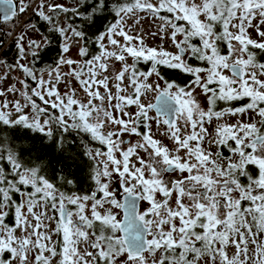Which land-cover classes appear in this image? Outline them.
<instances>
[{"label": "snow or ice", "instance_id": "snow-or-ice-1", "mask_svg": "<svg viewBox=\"0 0 264 264\" xmlns=\"http://www.w3.org/2000/svg\"><path fill=\"white\" fill-rule=\"evenodd\" d=\"M18 13L37 23L0 89V264H264V0H0Z\"/></svg>", "mask_w": 264, "mask_h": 264}, {"label": "rangeland", "instance_id": "rangeland-1", "mask_svg": "<svg viewBox=\"0 0 264 264\" xmlns=\"http://www.w3.org/2000/svg\"><path fill=\"white\" fill-rule=\"evenodd\" d=\"M61 2L69 3V0H61ZM19 18H20V15H18L16 18H12L11 19L12 23L10 24L11 27L9 26L11 32H12L13 29L17 30V32H16L17 35H19V33H20L19 29L21 28V24H22V21H23V19L19 20ZM60 18L62 19V17H60ZM158 25H159V21H157L156 23H153L151 19L145 20L143 22V27L139 28V31L141 32L142 35H144L145 43L148 46H150V47H163L164 49H166L168 51H174V46L172 45L170 39H163L162 40L159 35L155 36V37L150 35L151 32H155V31L158 30ZM28 31H29V35H31L33 39H40L41 38V36L39 35L38 32L37 33H33V32H31V30H28ZM13 35H15V33L10 34L9 39H11ZM12 42H13V40H12ZM72 57L73 58H78L77 57V53H76L75 50L72 51ZM129 62H131L130 59H129ZM30 66H32V64ZM117 66H119V65L117 64ZM67 70L68 69H67L66 66H64L62 68V71H67ZM5 74H7L6 78L0 80V89L7 88L11 84L16 83L17 77L18 76H22V74L18 73L15 69H11V68L7 67L4 63H0V76H4ZM73 86L76 87L77 89H79V85L75 81H73ZM17 87H19V84H17ZM59 88H60L61 92L64 91L63 83H61L59 85ZM197 91L199 92V90H197ZM78 95H82V90L78 92ZM16 98H19V97L17 96ZM3 99H4L3 97H0V100H3ZM8 99L9 100L13 99V96L11 94H9L8 95ZM197 99L200 101L201 106L206 109L207 108L206 98L202 94H200V95L197 96ZM145 102H147V101H145ZM129 110L134 111V108L129 109ZM239 118L240 117L225 116L223 118V120H226L227 122H235L236 119H239ZM244 119L247 120L248 117L245 116ZM212 124H214V119L210 123V125H212ZM162 128H163V126H162ZM213 131H214V129H212V136H214L213 135L214 134ZM153 134H154L155 138L162 140L165 144H168L171 147V141L167 140L164 136H161L160 135V131L156 129L155 125H153ZM125 139H128L127 135L125 136ZM131 139L133 140V142H135V139H137V138L132 137ZM203 146L205 147L206 150L214 151L212 149V146L208 144L207 139L205 140Z\"/></svg>", "mask_w": 264, "mask_h": 264}, {"label": "trees", "instance_id": "trees-1", "mask_svg": "<svg viewBox=\"0 0 264 264\" xmlns=\"http://www.w3.org/2000/svg\"><path fill=\"white\" fill-rule=\"evenodd\" d=\"M71 2H72V0H69V3H71ZM60 17H62V19ZM22 19H23V23L21 25V29L24 27V25L29 20H31L32 23H37V18L32 13L20 14L19 20H22ZM58 19L63 20V14H60ZM9 26L11 27V25H9ZM9 26H8V28H9ZM38 26L40 27V32H38L40 36L42 33H47L48 27H49L48 25H46V24H44V22L40 21ZM10 34H11V32H8L7 36L2 40L3 46L0 47V59L4 61L5 65L15 63V61L17 59V50L13 46V42H12L13 39L10 42L11 44L9 43L8 46L6 48H4L6 41L10 37ZM90 35H91V33H90ZM49 36H51L50 33H49ZM46 47L50 48L51 50L48 51L47 54H44L43 51H41V55L43 56V59H40V57L38 56L37 59L31 63L33 67H36L37 69H46L49 66L55 65V62L59 58V52H58L59 45L55 41H53L50 45H46ZM90 47H92L93 51H97V49H95L94 46H90ZM254 51H256L258 53L257 59H259L261 62H264V53H260L259 50H254ZM140 67H142L146 70L148 65L141 64ZM173 78L177 79V82L181 83V84L185 83L187 80V77L184 74H179V73H177L176 76ZM234 103H236V102H234ZM218 105H219V107H224V105H226V104H224L223 102H219Z\"/></svg>", "mask_w": 264, "mask_h": 264}, {"label": "flooded vegetation", "instance_id": "flooded-vegetation-1", "mask_svg": "<svg viewBox=\"0 0 264 264\" xmlns=\"http://www.w3.org/2000/svg\"><path fill=\"white\" fill-rule=\"evenodd\" d=\"M14 4L16 5L17 10H18L19 0H14ZM18 15H20V14L18 13ZM11 23H12V22H11V19L8 20V21H4L3 18L1 19V21H0V39L3 40V39L7 36L8 32H11V31H10V27L8 28V26H9ZM15 23H16V22H15ZM22 23H23V21H22ZM15 25H16V24H15ZM15 25H14V26H15ZM21 25H22V24H21ZM14 26H13V27H14ZM20 29H21V28H20ZM20 29H19V31H21ZM19 31H18V32H19ZM16 32H17V30H15V29L12 30L11 34L15 33V35H13L11 39H8V40L6 41V44H5L4 48H6V47L8 46V44L11 42L12 39H14L15 36H17V33H16ZM240 103H244V102H236V106H239ZM206 105H207V103H206ZM229 106H230V105H228V104L224 105V107H229ZM217 107H218V109L220 108L219 105H218ZM257 119H258V118H257ZM219 123H228V124H231V123H234V122H227L226 120L216 121V120L214 119V124L210 125L209 123H206V124H205V127L208 129V132L211 133V134H212V129H214V131H213L214 134H213V135H215V128H216V125L219 124ZM189 131H190V129H189ZM211 146H212V149L214 150L213 152L217 151V149H216V147H215L214 145H211ZM219 150L222 152L223 155H225V156L229 155V153H228V151H227L226 148H221V149H219Z\"/></svg>", "mask_w": 264, "mask_h": 264}, {"label": "water", "instance_id": "water-1", "mask_svg": "<svg viewBox=\"0 0 264 264\" xmlns=\"http://www.w3.org/2000/svg\"><path fill=\"white\" fill-rule=\"evenodd\" d=\"M2 18H3V17H0V21H1Z\"/></svg>", "mask_w": 264, "mask_h": 264}]
</instances>
